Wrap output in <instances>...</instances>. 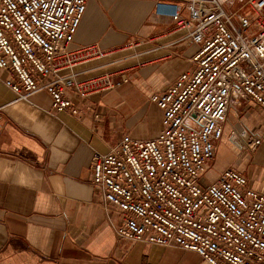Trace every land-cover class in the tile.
Returning <instances> with one entry per match:
<instances>
[{
  "label": "built area",
  "instance_id": "built-area-1",
  "mask_svg": "<svg viewBox=\"0 0 264 264\" xmlns=\"http://www.w3.org/2000/svg\"><path fill=\"white\" fill-rule=\"evenodd\" d=\"M87 3L0 0V70L18 98L44 91L58 112L78 115L68 93L87 99L128 81L136 63L84 68L140 46L75 45ZM156 10L174 21L177 43L199 48L193 68L151 96L162 111L159 134H125L108 152H95L100 204L119 213L112 222L119 238L179 247L210 264H264V191L233 166L200 186L217 143L226 141L232 105L241 111L250 102L264 112V0H158ZM262 143L261 134H249L252 151Z\"/></svg>",
  "mask_w": 264,
  "mask_h": 264
},
{
  "label": "crops",
  "instance_id": "crops-1",
  "mask_svg": "<svg viewBox=\"0 0 264 264\" xmlns=\"http://www.w3.org/2000/svg\"><path fill=\"white\" fill-rule=\"evenodd\" d=\"M157 2L88 0L75 45L140 46L84 66L138 65L120 87L87 99L68 93L78 115L58 112L44 91L18 98L0 70V264H210L193 251L119 238L112 222L120 215L103 209L92 183L95 152H108L125 134L157 136L162 111L151 96L193 68L194 44L176 42L175 23L157 13Z\"/></svg>",
  "mask_w": 264,
  "mask_h": 264
},
{
  "label": "rangeland",
  "instance_id": "rangeland-1",
  "mask_svg": "<svg viewBox=\"0 0 264 264\" xmlns=\"http://www.w3.org/2000/svg\"><path fill=\"white\" fill-rule=\"evenodd\" d=\"M193 46L195 50L199 48V45ZM245 105V108L239 111L238 103H235L229 110L225 120L226 141L219 142L220 147L216 153V160L212 165L207 166V171L200 179L201 187L208 186L217 178V170H223L232 164L236 170L241 171L249 179L250 183L254 184L253 187L264 189V163L254 161L255 151H252L246 143L243 145L241 136L244 131L249 134L263 133L264 112L253 103L246 102ZM154 106L156 108V105ZM233 132L236 133L234 137L240 145H237L239 149L230 144L231 137L227 139Z\"/></svg>",
  "mask_w": 264,
  "mask_h": 264
},
{
  "label": "bare ground",
  "instance_id": "bare-ground-1",
  "mask_svg": "<svg viewBox=\"0 0 264 264\" xmlns=\"http://www.w3.org/2000/svg\"><path fill=\"white\" fill-rule=\"evenodd\" d=\"M241 136H242V138H243V141L247 144V141H249V133L246 132V131H244V132L241 134ZM230 142H231L230 144H232L234 147H237V145L240 146L239 143L236 142L234 135L231 137ZM233 143H234V144H233ZM242 148H243V147H242Z\"/></svg>",
  "mask_w": 264,
  "mask_h": 264
}]
</instances>
